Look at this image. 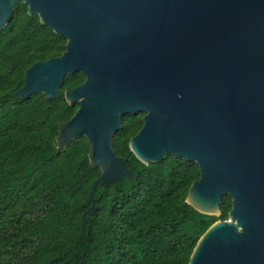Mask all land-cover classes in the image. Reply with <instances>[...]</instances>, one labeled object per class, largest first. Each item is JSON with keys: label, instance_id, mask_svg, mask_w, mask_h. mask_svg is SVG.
<instances>
[{"label": "water", "instance_id": "1", "mask_svg": "<svg viewBox=\"0 0 264 264\" xmlns=\"http://www.w3.org/2000/svg\"><path fill=\"white\" fill-rule=\"evenodd\" d=\"M22 1L68 41L27 68L17 93L55 97L68 74L86 77L59 147L85 135L102 169L88 213L99 184L133 174L113 136L125 114L146 112L130 140L140 160L195 161L186 201L200 212L218 215L232 197L189 264H264V0H0V32Z\"/></svg>", "mask_w": 264, "mask_h": 264}, {"label": "trees", "instance_id": "2", "mask_svg": "<svg viewBox=\"0 0 264 264\" xmlns=\"http://www.w3.org/2000/svg\"><path fill=\"white\" fill-rule=\"evenodd\" d=\"M67 41L23 1L0 32V264H189L233 201L223 197L220 215L188 203L199 165L173 154L144 163L130 140L146 112L127 113L113 144L133 174L99 184L88 213L102 169L85 135L59 147L61 129L80 106L69 93L85 75L68 74L55 97L17 93L27 68L62 55Z\"/></svg>", "mask_w": 264, "mask_h": 264}, {"label": "rangeland", "instance_id": "3", "mask_svg": "<svg viewBox=\"0 0 264 264\" xmlns=\"http://www.w3.org/2000/svg\"><path fill=\"white\" fill-rule=\"evenodd\" d=\"M225 196H229V198L232 200V197L230 195H225ZM220 214H218V215H220ZM229 218H230V215L228 216V218L226 220H228ZM219 220H223V219H219ZM219 220H217V221H219Z\"/></svg>", "mask_w": 264, "mask_h": 264}]
</instances>
